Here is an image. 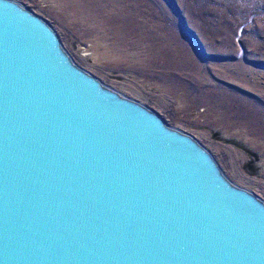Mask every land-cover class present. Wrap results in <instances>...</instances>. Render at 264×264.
<instances>
[{"label":"water","instance_id":"obj_1","mask_svg":"<svg viewBox=\"0 0 264 264\" xmlns=\"http://www.w3.org/2000/svg\"><path fill=\"white\" fill-rule=\"evenodd\" d=\"M0 264H264V201L0 0Z\"/></svg>","mask_w":264,"mask_h":264},{"label":"rangeland","instance_id":"obj_2","mask_svg":"<svg viewBox=\"0 0 264 264\" xmlns=\"http://www.w3.org/2000/svg\"><path fill=\"white\" fill-rule=\"evenodd\" d=\"M14 1L78 67L194 137L264 201V0Z\"/></svg>","mask_w":264,"mask_h":264},{"label":"bare ground","instance_id":"obj_3","mask_svg":"<svg viewBox=\"0 0 264 264\" xmlns=\"http://www.w3.org/2000/svg\"><path fill=\"white\" fill-rule=\"evenodd\" d=\"M73 4H74V6H75V8H76V9H78V8H79V6H80V4H79V2H78V1H75Z\"/></svg>","mask_w":264,"mask_h":264}]
</instances>
